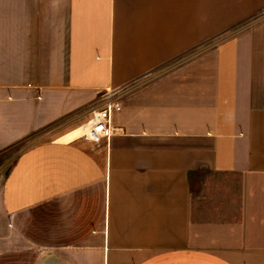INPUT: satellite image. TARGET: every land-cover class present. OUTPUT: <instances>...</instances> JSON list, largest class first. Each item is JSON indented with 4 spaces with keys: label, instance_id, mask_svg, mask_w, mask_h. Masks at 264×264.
<instances>
[{
    "label": "crops",
    "instance_id": "0c3cea01",
    "mask_svg": "<svg viewBox=\"0 0 264 264\" xmlns=\"http://www.w3.org/2000/svg\"><path fill=\"white\" fill-rule=\"evenodd\" d=\"M0 264H264V0H0Z\"/></svg>",
    "mask_w": 264,
    "mask_h": 264
},
{
    "label": "built area",
    "instance_id": "2783aa9c",
    "mask_svg": "<svg viewBox=\"0 0 264 264\" xmlns=\"http://www.w3.org/2000/svg\"><path fill=\"white\" fill-rule=\"evenodd\" d=\"M121 89H107L101 92L95 104L91 107V118L88 121L85 137L101 142L103 139H110L113 128L111 123L112 112L121 109L119 101Z\"/></svg>",
    "mask_w": 264,
    "mask_h": 264
},
{
    "label": "rangeland",
    "instance_id": "374dc122",
    "mask_svg": "<svg viewBox=\"0 0 264 264\" xmlns=\"http://www.w3.org/2000/svg\"><path fill=\"white\" fill-rule=\"evenodd\" d=\"M43 134V133H42ZM53 133H50L49 136H51ZM41 137V135H40ZM46 138V137H45ZM46 139H29L25 144L23 145H19L17 148H14V150L9 151L7 158L8 160H12L14 158V156L20 152L21 150H23L24 148L27 147V145L32 144L33 142H40V141H44ZM219 175L213 174V173H209V172H202L201 174H199L198 176H196L194 182H193V202L194 205L196 207V209L198 208V210H202L205 207V204L208 203L209 198H210V194L208 191H206L205 189L203 190V187L206 186V189H208L209 185H212V183L214 185H217L215 183H218V179H221ZM203 206V208H202ZM204 211V209L202 210ZM195 220H201L200 219V215L198 216V219L195 218Z\"/></svg>",
    "mask_w": 264,
    "mask_h": 264
},
{
    "label": "bare ground",
    "instance_id": "6f19581e",
    "mask_svg": "<svg viewBox=\"0 0 264 264\" xmlns=\"http://www.w3.org/2000/svg\"><path fill=\"white\" fill-rule=\"evenodd\" d=\"M86 132H87V126L78 127L63 135L60 140L63 142H69L73 140L75 137L83 135Z\"/></svg>",
    "mask_w": 264,
    "mask_h": 264
}]
</instances>
